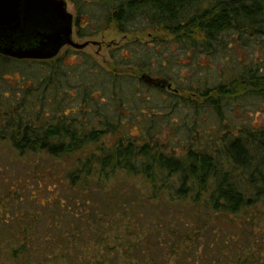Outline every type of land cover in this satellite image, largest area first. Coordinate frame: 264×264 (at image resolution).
Wrapping results in <instances>:
<instances>
[{
	"label": "trees",
	"instance_id": "1",
	"mask_svg": "<svg viewBox=\"0 0 264 264\" xmlns=\"http://www.w3.org/2000/svg\"><path fill=\"white\" fill-rule=\"evenodd\" d=\"M67 1L73 37L109 26L123 37L108 42L104 63L69 45L50 59L0 54V264H112L104 252L116 243L90 253L111 222L124 228L134 262L156 264L164 213L189 222L192 236L217 215L264 217L253 211L264 206V126L226 115L231 103H264V64L250 58L264 42V0ZM229 36L251 47L229 75L164 70L171 57L225 52ZM173 46L177 59L164 51ZM143 213L137 239L127 221L144 228Z\"/></svg>",
	"mask_w": 264,
	"mask_h": 264
},
{
	"label": "rangeland",
	"instance_id": "2",
	"mask_svg": "<svg viewBox=\"0 0 264 264\" xmlns=\"http://www.w3.org/2000/svg\"><path fill=\"white\" fill-rule=\"evenodd\" d=\"M67 9L72 13L74 12L73 5L69 1H67ZM122 37L123 35L121 33L109 26L106 30L90 37L80 39L76 37L73 38L77 42L87 41L88 45L85 46L82 51L92 55L97 62L104 63V61L109 58L107 48L108 42H119L122 40ZM228 38V48L225 52L213 49L211 53L205 54V56L203 55L201 58L198 57L199 53H194L195 57L189 52L177 59L176 55L180 54L181 49L178 50L174 46V48L172 47L173 49L170 50L166 48L164 49L166 55H174L177 61L176 63L171 61V57L170 61L166 63L167 68L163 69L173 74V77L175 76L179 79H183L187 76L191 78L201 76L207 77L209 81H214L216 78H220L219 74L221 70L229 75L238 68L239 61H237V58L245 62L247 61V58L245 59L242 56H245L246 52H249L251 47L247 48L246 45L242 47L239 45L238 47L237 44H233L234 41L230 36ZM262 44H264V42L255 45L251 50L250 58L256 61L260 60L263 65L264 48L263 50L260 48ZM245 47L247 49H244ZM205 64H208V66ZM160 68L161 67H158V69ZM244 106L245 110H242L243 107L239 106V104L231 103V110L229 113H226L229 118L232 117L231 122L239 124L247 119L250 120L255 127L264 126V103L256 99L251 100V103L249 101L246 102ZM161 130L164 131L165 128ZM128 133L134 135L136 134V129H130ZM114 138V136H107L104 140L109 143L110 140ZM2 153L6 155L5 150H3ZM55 163L57 173L59 171L62 172L63 163ZM47 165H50V163H47ZM138 184L140 183L137 181L136 186H138ZM163 206L164 205H161L162 209L160 213H163ZM22 207L23 205L18 208L20 209ZM28 207V209L32 210L31 208L33 206L30 205ZM259 209L263 210L264 206L261 208L257 206L253 211L259 212ZM148 216L149 214L143 213L141 225L144 228L140 227L138 221H127L129 227L135 230L137 239L142 238L146 233ZM163 216L164 222L161 223V225L156 224L155 228H157V230L152 239L153 247L158 248L154 249L157 250V253H155L156 264H237L239 260L245 257H250L251 259L258 258L259 260L264 258V217L248 222L245 220L246 216H241V214L217 215L207 223V226L200 233V236H192L189 227L190 223L188 222L189 214L186 215L185 218L189 226H185L183 223H176L169 213L167 216L164 213ZM41 221L44 223L46 222L44 219H41ZM116 226L114 222L106 224V230H108L110 237L105 238L104 241L97 244V248L95 246L91 247L90 253L94 254L93 249L102 250L106 245L116 243L114 247L106 246L104 252L105 255L113 256V258L116 257L112 264H141L139 262H134L131 258V247L129 246V239L124 228L121 227L116 229ZM113 237L115 240H113ZM125 238L127 241H124ZM157 239L161 242L160 246L156 245ZM54 253H59V250L55 249ZM52 261L54 263L49 262V264H62L65 262L62 258ZM7 264H11L10 261H8Z\"/></svg>",
	"mask_w": 264,
	"mask_h": 264
},
{
	"label": "water",
	"instance_id": "3",
	"mask_svg": "<svg viewBox=\"0 0 264 264\" xmlns=\"http://www.w3.org/2000/svg\"><path fill=\"white\" fill-rule=\"evenodd\" d=\"M74 16L67 0H0V54L17 59H50L73 39Z\"/></svg>",
	"mask_w": 264,
	"mask_h": 264
}]
</instances>
